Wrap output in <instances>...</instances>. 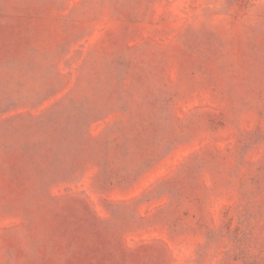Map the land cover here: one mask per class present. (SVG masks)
Here are the masks:
<instances>
[{"label": "rangeland", "instance_id": "1", "mask_svg": "<svg viewBox=\"0 0 264 264\" xmlns=\"http://www.w3.org/2000/svg\"><path fill=\"white\" fill-rule=\"evenodd\" d=\"M0 264H264V0H0Z\"/></svg>", "mask_w": 264, "mask_h": 264}]
</instances>
